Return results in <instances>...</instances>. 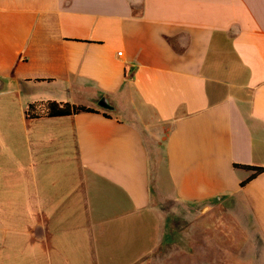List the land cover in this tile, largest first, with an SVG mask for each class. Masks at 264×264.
<instances>
[{
	"label": "crops",
	"instance_id": "obj_1",
	"mask_svg": "<svg viewBox=\"0 0 264 264\" xmlns=\"http://www.w3.org/2000/svg\"><path fill=\"white\" fill-rule=\"evenodd\" d=\"M0 81V264H152L167 201L264 264V0H0Z\"/></svg>",
	"mask_w": 264,
	"mask_h": 264
},
{
	"label": "rangeland",
	"instance_id": "obj_2",
	"mask_svg": "<svg viewBox=\"0 0 264 264\" xmlns=\"http://www.w3.org/2000/svg\"><path fill=\"white\" fill-rule=\"evenodd\" d=\"M164 239L152 264H234L239 243L234 242L231 219L219 217L215 202L183 205L164 202Z\"/></svg>",
	"mask_w": 264,
	"mask_h": 264
},
{
	"label": "trees",
	"instance_id": "obj_3",
	"mask_svg": "<svg viewBox=\"0 0 264 264\" xmlns=\"http://www.w3.org/2000/svg\"><path fill=\"white\" fill-rule=\"evenodd\" d=\"M79 113H98V110L81 105H73L70 103L49 100L28 104L24 112L25 117L28 119H34L39 117L70 116ZM103 115L105 117H109L105 112H103ZM234 167L250 171L249 177L242 181L240 183V186H243L246 182L262 173V171H264V168L262 167H254L248 165H234Z\"/></svg>",
	"mask_w": 264,
	"mask_h": 264
},
{
	"label": "water",
	"instance_id": "obj_4",
	"mask_svg": "<svg viewBox=\"0 0 264 264\" xmlns=\"http://www.w3.org/2000/svg\"><path fill=\"white\" fill-rule=\"evenodd\" d=\"M1 81H0V88H1ZM97 106L103 110L111 111L113 110L112 106L108 103V101L105 98L99 99L97 102Z\"/></svg>",
	"mask_w": 264,
	"mask_h": 264
},
{
	"label": "built area",
	"instance_id": "obj_5",
	"mask_svg": "<svg viewBox=\"0 0 264 264\" xmlns=\"http://www.w3.org/2000/svg\"><path fill=\"white\" fill-rule=\"evenodd\" d=\"M118 54H120V53H118Z\"/></svg>",
	"mask_w": 264,
	"mask_h": 264
}]
</instances>
